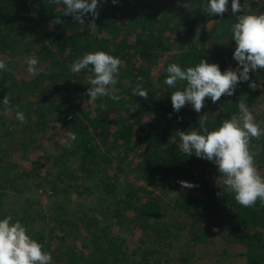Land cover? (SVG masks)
<instances>
[{
    "label": "trees",
    "instance_id": "obj_1",
    "mask_svg": "<svg viewBox=\"0 0 264 264\" xmlns=\"http://www.w3.org/2000/svg\"><path fill=\"white\" fill-rule=\"evenodd\" d=\"M240 2L241 12L264 11V0ZM61 7L51 0H0V60L7 52L21 60L17 72H0V97L7 94L10 101L0 105V154L39 146L52 118L69 141L50 156L42 176L17 166L10 171L17 173L0 178V216L20 220L59 264H183L195 255L203 258L219 242L226 254L227 248L242 245V264H264V205L257 200L242 207L231 193L218 195L223 178L215 165L194 154L185 156L177 134L198 126L201 113L209 129L218 126L238 112L240 102L264 128V113L260 120L256 110L264 104V71H250L232 96L222 95L216 103L206 98L201 113L188 104L173 112L169 97L175 88L163 83L172 62L183 68L203 58L221 70L236 67L230 6L215 16L204 11L206 0H103L95 25H89L87 14L78 23ZM96 50L121 60L119 100L89 102L91 66L69 71L75 59ZM28 56L38 59L34 74L26 70ZM134 88L148 95L133 96ZM16 106L25 115L18 130L20 122L14 121L12 129L4 116ZM69 133L75 134L74 141ZM249 150L264 176V135L250 138ZM35 169L34 174L39 167ZM181 180L197 186L184 188ZM170 183L176 192L166 201L156 190ZM38 187L58 199L46 213L34 206L39 200L25 201L18 209L6 206L12 196ZM83 195L95 203L83 208ZM114 217L140 236L134 245L113 231ZM75 232L88 248L82 262L81 254L75 261L76 252L69 247L81 250Z\"/></svg>",
    "mask_w": 264,
    "mask_h": 264
},
{
    "label": "clouds",
    "instance_id": "obj_2",
    "mask_svg": "<svg viewBox=\"0 0 264 264\" xmlns=\"http://www.w3.org/2000/svg\"><path fill=\"white\" fill-rule=\"evenodd\" d=\"M103 0H51L63 9L64 15H71L78 23H84L83 17H91L89 25H95L98 16V3ZM113 4L117 0H111ZM230 6L231 15L235 20L230 25L231 40L234 48L231 53L236 67L221 70L219 64L199 59L192 66L183 68L176 62L169 63L165 69L163 83L170 92V102L173 112L188 104L196 113L206 98L212 103L220 100L222 95L232 96L238 83L249 80V72L258 68L264 71V11L241 12L240 0H206L205 12L222 16ZM240 13V14H238ZM58 22V20H57ZM28 73H35L38 59L35 56L25 58ZM121 60L117 56L103 50L90 51L75 59L69 68L72 73L88 70V88L86 96L89 102L98 97H108L119 100L117 94V73ZM6 63L0 60V72L8 71ZM183 82L182 87H177ZM133 96L146 97L147 91L140 88L132 90ZM9 96L0 97V105L9 104ZM238 112L223 120L218 126L209 129L204 113L198 116V126L190 131H177L179 148L187 155L207 160L215 165L222 176L223 189L218 195L231 193L234 201L242 207L253 206L257 200L264 205V176L257 170L254 153L249 150L250 138L264 135V128L254 119L252 111L240 102ZM15 119L25 122V115L17 110ZM179 119V117H178ZM71 141L76 139L74 133L68 134ZM68 144L69 141H64ZM184 188L195 187L193 182L179 181ZM0 264H52V255L43 249L41 242L35 240L20 220L11 215L0 216Z\"/></svg>",
    "mask_w": 264,
    "mask_h": 264
},
{
    "label": "rangeland",
    "instance_id": "obj_3",
    "mask_svg": "<svg viewBox=\"0 0 264 264\" xmlns=\"http://www.w3.org/2000/svg\"><path fill=\"white\" fill-rule=\"evenodd\" d=\"M1 60L4 61L8 67V71L17 72L20 68V62L19 56H14V54H11L10 52H7L1 56ZM260 71V69H257ZM19 110L18 107H14L13 109H7L4 116L9 120L12 121V129H15L16 125L14 124V121H17L15 119V113ZM257 114L260 115L258 119H262V114L264 113V104H260L257 107ZM21 111V110H20ZM55 120V118H54ZM53 118L51 121H49L46 126L44 132L41 133V142L39 146L36 145H24L18 148H15V150L10 154H0V169L2 170L0 172V178H3V175L6 173L7 175H12L14 173H17L16 171L10 172L13 169H17V166L20 168V170L27 171L30 174H33L34 177L36 175L42 176L41 174L44 172V170L49 166L50 164V156L56 155L60 151V146H64V136L66 135L64 132H61L60 125L58 122L54 121ZM21 127V123L17 124V130ZM14 142V141H13ZM22 142V141H21ZM21 142L19 144H21ZM12 145H10L11 147ZM57 152V153H56ZM255 158V157H254ZM35 167H39V170L36 174H34V171H36ZM89 178L85 180L88 182ZM126 181L128 184H130V179L126 177ZM122 182H125V179L122 178ZM156 192L163 196V198L168 201L169 198L173 197L175 194V188L173 183H170L169 185H166L164 187H160L156 190ZM56 197H48L47 193H44L42 191V187H38L36 189L32 188L24 190L23 193H18L14 197L12 196L11 199H9L6 202V206L8 208L14 207L15 209H18L25 201H32L37 202L35 203V207L40 208L38 210H41L42 212L46 213L49 206H51L52 201H56L58 199H54ZM82 200V201H81ZM81 206L83 208L89 207L92 204L95 203V199H87L85 198V195L81 196ZM83 204V205H82ZM81 207V209H82ZM112 221L115 223V226L113 228V231L118 233L125 242H129V244H133L135 240L139 239L140 236L135 234L134 231L130 230L129 227H127L123 221L118 222L117 218H113ZM75 236L78 238L81 237V250L75 249L74 245L70 244L69 247H72L76 253L75 254V261L79 262V254H81V262L86 257V253L88 252V248H84L83 246V237L80 236L78 232H75ZM79 244V242H78ZM128 244V243H127ZM134 245V244H133ZM225 247V245L221 242L216 243L213 245V251L210 250L209 253L205 252L202 253L204 255L203 258H198L197 255L193 256L191 259H189L186 263L183 264H242L243 258L241 253L243 252L244 248L242 245H234L232 247L227 248L226 252L222 251V249ZM61 256L64 258V254L62 249H60ZM78 258V260L76 259ZM52 264H59L55 263L52 260ZM180 264V263H177Z\"/></svg>",
    "mask_w": 264,
    "mask_h": 264
}]
</instances>
